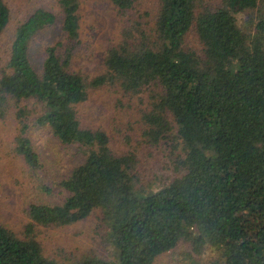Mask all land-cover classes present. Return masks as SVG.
<instances>
[{
    "label": "trees",
    "instance_id": "obj_1",
    "mask_svg": "<svg viewBox=\"0 0 264 264\" xmlns=\"http://www.w3.org/2000/svg\"><path fill=\"white\" fill-rule=\"evenodd\" d=\"M79 1H59L64 41L43 49L39 71L30 42L56 22L42 8L17 27L0 64V118L11 107L27 116L31 104L35 122L61 144L89 151L58 183L67 193L61 204L28 206L23 238L0 225V264H154L179 243L190 250L183 264H264V0H219L199 12V0H156L153 18L133 19L138 0H108L125 21L91 84L148 93L141 140L153 147L174 141L177 152L176 175L163 179H147L135 151L116 154L103 131L80 125L76 106L87 100V87L69 71L80 43ZM9 15L0 0V36ZM191 32L199 52L187 44ZM19 143L17 152L35 168L31 143ZM94 212L107 229L110 258L43 256L37 228L70 226ZM208 249L218 260L195 258Z\"/></svg>",
    "mask_w": 264,
    "mask_h": 264
},
{
    "label": "rangeland",
    "instance_id": "obj_2",
    "mask_svg": "<svg viewBox=\"0 0 264 264\" xmlns=\"http://www.w3.org/2000/svg\"><path fill=\"white\" fill-rule=\"evenodd\" d=\"M4 1L9 8L10 19L0 36V64L8 54L17 27L34 10L42 8L56 17L52 27L38 33L30 42L31 64L39 71L43 49L57 41H64L60 30V0ZM218 4L219 0H199L196 12L214 8ZM134 8L136 11L129 13L131 19L143 12L153 18L157 2L138 0ZM78 16L80 43L69 71L81 75L87 87V100L76 106L81 127L103 131L109 138L110 149L116 154L128 148L135 151L140 171L145 173L147 179L157 175L160 176L158 179L175 176L173 171L177 164V152L170 145L174 141L153 147L141 140L142 125L139 119L143 112L149 111L148 93L128 94L119 87L108 84L109 82L98 86L91 84L103 75L105 53L109 47L118 43L125 19H121L122 16L108 0H80ZM187 44L189 48L200 51L193 32L188 35ZM27 106V116L11 107L5 117L0 118V225L19 238H23L24 227L29 224L26 212L28 206L61 204L67 193L58 183L67 178L70 171L82 163L89 152L80 145L61 144L52 136L49 128L35 122L37 114L30 107L31 104ZM21 140H28L32 150L38 155L35 168L29 167L17 152ZM42 187L50 191L41 190ZM106 235L107 229L99 221L98 212L70 226L36 229V238L43 256L62 263L90 255L110 258L112 252ZM189 252L186 243H179L174 250L157 258L154 264H183ZM217 256V252L208 249L195 258L208 263L218 260Z\"/></svg>",
    "mask_w": 264,
    "mask_h": 264
}]
</instances>
